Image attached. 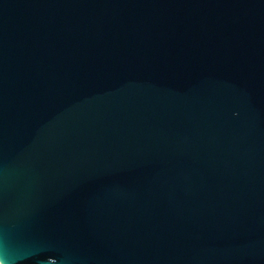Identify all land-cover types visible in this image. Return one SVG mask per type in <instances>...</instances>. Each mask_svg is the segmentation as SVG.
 Instances as JSON below:
<instances>
[{"label":"water","instance_id":"water-1","mask_svg":"<svg viewBox=\"0 0 264 264\" xmlns=\"http://www.w3.org/2000/svg\"><path fill=\"white\" fill-rule=\"evenodd\" d=\"M0 264H264V0H0Z\"/></svg>","mask_w":264,"mask_h":264}]
</instances>
